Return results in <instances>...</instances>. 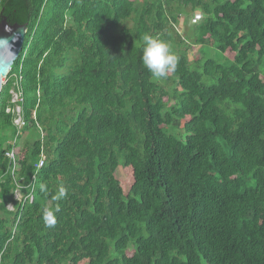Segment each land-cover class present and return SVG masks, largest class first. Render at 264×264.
<instances>
[{"label": "trees", "instance_id": "obj_1", "mask_svg": "<svg viewBox=\"0 0 264 264\" xmlns=\"http://www.w3.org/2000/svg\"><path fill=\"white\" fill-rule=\"evenodd\" d=\"M0 19L28 29L0 97V264H264V0H0ZM145 34L178 58L165 78ZM15 78L25 184L46 161L10 212Z\"/></svg>", "mask_w": 264, "mask_h": 264}, {"label": "built area", "instance_id": "obj_2", "mask_svg": "<svg viewBox=\"0 0 264 264\" xmlns=\"http://www.w3.org/2000/svg\"><path fill=\"white\" fill-rule=\"evenodd\" d=\"M15 79H16L15 84L13 86V89L10 92L12 96L11 104L6 110L7 114L12 115V118H13L12 125L16 130L15 138L11 140L9 143V146H11V150L6 152V158L12 164L11 177H12V183L14 184L13 202L7 205V210L10 212L16 211L15 203H18L20 205V208L23 210L26 202L29 200V197H30V194H25L23 193V191L30 187L32 188L34 187L36 183L38 171L44 166L45 161H46L45 153H41L39 157V162L38 164L35 165L36 172L31 177V183L29 185L25 184L26 179L22 178L19 175L21 169H20V166L17 164L18 156L15 150V147L19 141V137L22 135L23 129L26 127V123L23 120V111H22V106L20 105V103L22 102V92L19 86L20 79L18 78H15ZM7 81H8V77L4 83V86L6 85ZM37 128H40L39 125H37Z\"/></svg>", "mask_w": 264, "mask_h": 264}, {"label": "clouds", "instance_id": "obj_3", "mask_svg": "<svg viewBox=\"0 0 264 264\" xmlns=\"http://www.w3.org/2000/svg\"><path fill=\"white\" fill-rule=\"evenodd\" d=\"M203 17L204 15L201 13L195 14L192 20L193 26L200 23ZM141 59L143 66L157 79L165 78L170 72H174L178 63V58L172 52L168 42L148 34L143 36ZM65 194V189L60 188L54 199L59 200L63 198ZM43 219L44 222L49 225L55 222L53 212L48 210H45Z\"/></svg>", "mask_w": 264, "mask_h": 264}, {"label": "water", "instance_id": "obj_4", "mask_svg": "<svg viewBox=\"0 0 264 264\" xmlns=\"http://www.w3.org/2000/svg\"><path fill=\"white\" fill-rule=\"evenodd\" d=\"M27 31L26 25H10L6 19H0V97L2 87L23 51Z\"/></svg>", "mask_w": 264, "mask_h": 264}, {"label": "rangeland", "instance_id": "obj_5", "mask_svg": "<svg viewBox=\"0 0 264 264\" xmlns=\"http://www.w3.org/2000/svg\"><path fill=\"white\" fill-rule=\"evenodd\" d=\"M140 1V0H138ZM181 20L183 22H185V26L187 27H192L193 26V15H190V12H188L187 16H182ZM181 21V22H182ZM178 30H180L179 26H177ZM188 29V28H187ZM177 31V30H176ZM187 32V31H186ZM186 34V33H185ZM185 38L182 37V40H184ZM200 50V46H191L188 48V63L191 65L195 62H197L198 59L201 58V55L199 53ZM175 82H177V80H174ZM172 88H178L177 85H175L174 83H170V85ZM115 177L117 180H124L125 179V174L122 170V168H118V170L115 173ZM50 205L48 204V207Z\"/></svg>", "mask_w": 264, "mask_h": 264}]
</instances>
